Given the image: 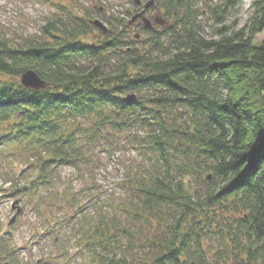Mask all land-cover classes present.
<instances>
[{
  "label": "trees",
  "instance_id": "16d2710c",
  "mask_svg": "<svg viewBox=\"0 0 264 264\" xmlns=\"http://www.w3.org/2000/svg\"><path fill=\"white\" fill-rule=\"evenodd\" d=\"M153 1L159 29L53 3L17 47L0 35V143L30 154L14 194L57 262L264 264V0L244 26L243 0ZM30 69L45 89L21 84ZM118 149L137 153L121 202L90 180ZM65 166L80 189H57Z\"/></svg>",
  "mask_w": 264,
  "mask_h": 264
},
{
  "label": "rangeland",
  "instance_id": "374dc122",
  "mask_svg": "<svg viewBox=\"0 0 264 264\" xmlns=\"http://www.w3.org/2000/svg\"><path fill=\"white\" fill-rule=\"evenodd\" d=\"M149 2L151 0H0V35L10 39L17 47L24 39L38 33L47 19L52 18L56 9L53 3L72 8L77 15L89 12L95 20H100L108 27L105 22L107 17L121 16L130 19L135 12L144 9V5ZM252 2L253 0H243L240 11L233 18L230 17L231 21L237 18L240 26H244L251 16ZM98 9L103 11L106 17L104 20L97 16ZM141 13L151 21L161 16L155 8H149L148 15ZM155 25V28L159 29L161 24L155 23ZM263 41L264 33L258 34L255 42L258 44ZM136 154V151L131 149H118L112 157H108L105 152L98 153L101 168L95 172L96 177L90 180L94 182L96 179V185L99 184L103 190L113 194L117 202L123 201L124 190L117 184L124 172L120 160L123 161L128 157L135 158ZM24 155V148H18L14 144L0 143V234L10 239L9 249L16 259L13 264H68L65 261L57 262L53 259L54 256L57 257L56 249L52 241L47 238L48 236H45L43 240L40 239L39 234H42L45 229L41 224L43 219L36 212L33 204L23 197L24 193L21 197L14 194L15 187L11 182L12 179L23 181V176L29 174L26 172L30 168L26 159L30 157V154ZM61 177L63 182L60 187L57 186L60 191L67 184L80 189L87 181H84V177L70 166L61 168ZM46 202L49 203L48 198ZM4 253L0 244V264H9L12 260H9V257L6 258Z\"/></svg>",
  "mask_w": 264,
  "mask_h": 264
},
{
  "label": "water",
  "instance_id": "95a60500",
  "mask_svg": "<svg viewBox=\"0 0 264 264\" xmlns=\"http://www.w3.org/2000/svg\"><path fill=\"white\" fill-rule=\"evenodd\" d=\"M153 3H154V1L151 0V2H149L146 5V7L150 6ZM139 16H142L143 21L147 27L152 26V21L149 20L148 18L144 17L143 13H139V14L135 15L132 18L131 22L136 20ZM94 23L96 26L100 27L104 32H106L107 27L100 20L97 19L94 21ZM155 23L163 24L164 22L160 18H158V19L156 18ZM20 80H21V84L24 87L35 89V90L45 89L48 85L47 82L44 81L43 79H41V77L33 69L27 70L25 73H23Z\"/></svg>",
  "mask_w": 264,
  "mask_h": 264
},
{
  "label": "flooded vegetation",
  "instance_id": "af4514ba",
  "mask_svg": "<svg viewBox=\"0 0 264 264\" xmlns=\"http://www.w3.org/2000/svg\"><path fill=\"white\" fill-rule=\"evenodd\" d=\"M140 4V3H139ZM148 3H146L145 5H144V9H142V10H140L139 12L137 11V12H135V15H137V14H139V13H141V12H144L145 13V15L147 14V12H148V9L149 8H152L153 6H154V4H151L150 6H148V7H146V5H147ZM138 6V5H137ZM139 6H141V5H139ZM134 15V16H135ZM148 15V14H147ZM133 16V17H134ZM143 16H144V14H143ZM132 17V18H133ZM144 17H146V16H144ZM147 18V17H146ZM132 20V19H131ZM150 20V19H149ZM153 23H154V21H152ZM131 23H133V24H136V25H139V26H143V27H147L146 25H145V23H144V21H143V18H142V16H139L136 20H134L133 22H131ZM152 23V26L150 27V28H153V27H156V25L155 24H153ZM147 28H149V27H147Z\"/></svg>",
  "mask_w": 264,
  "mask_h": 264
}]
</instances>
